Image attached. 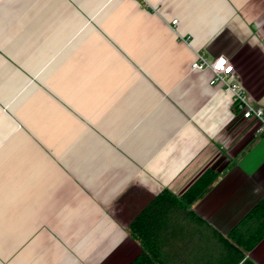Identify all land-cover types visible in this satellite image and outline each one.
Wrapping results in <instances>:
<instances>
[{
	"label": "crops",
	"instance_id": "obj_1",
	"mask_svg": "<svg viewBox=\"0 0 264 264\" xmlns=\"http://www.w3.org/2000/svg\"><path fill=\"white\" fill-rule=\"evenodd\" d=\"M197 54L264 108V0H0V264H132L130 224L208 170L192 210L222 235L264 198L258 123ZM189 245L177 264L217 263Z\"/></svg>",
	"mask_w": 264,
	"mask_h": 264
},
{
	"label": "trees",
	"instance_id": "obj_2",
	"mask_svg": "<svg viewBox=\"0 0 264 264\" xmlns=\"http://www.w3.org/2000/svg\"><path fill=\"white\" fill-rule=\"evenodd\" d=\"M218 176L217 172L208 170L181 196L165 189L154 198L129 226L130 236L142 250L132 264H177L174 253L182 252L187 258L191 250L197 249L189 244L201 240L217 241V263L213 260L212 264H254L247 257L264 238V198L227 236L192 210L193 204L209 192ZM205 264H211L210 258Z\"/></svg>",
	"mask_w": 264,
	"mask_h": 264
},
{
	"label": "built area",
	"instance_id": "obj_3",
	"mask_svg": "<svg viewBox=\"0 0 264 264\" xmlns=\"http://www.w3.org/2000/svg\"><path fill=\"white\" fill-rule=\"evenodd\" d=\"M137 1L141 6H146L148 4V0ZM171 25L175 34H177L183 42L189 44L191 39L189 37H183L178 33L179 21L173 20ZM221 58H223L227 63L223 68L217 69L216 64ZM221 58L210 60L203 54H197L196 60L192 64L191 68L193 71H211L213 74L211 85H220L222 86L224 92L231 95L234 109L242 112L245 120H255L258 123L256 135L264 139V108L253 104L242 86L229 82L228 78L234 73V66L227 58ZM229 68H231L232 71H228Z\"/></svg>",
	"mask_w": 264,
	"mask_h": 264
},
{
	"label": "snow or ice",
	"instance_id": "obj_4",
	"mask_svg": "<svg viewBox=\"0 0 264 264\" xmlns=\"http://www.w3.org/2000/svg\"><path fill=\"white\" fill-rule=\"evenodd\" d=\"M226 63H227V62H226L223 58H221V59H219V61L217 62V64H216V68H217V69H221V68H223V67L226 65ZM228 71H232V69L229 68Z\"/></svg>",
	"mask_w": 264,
	"mask_h": 264
}]
</instances>
